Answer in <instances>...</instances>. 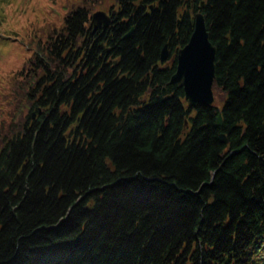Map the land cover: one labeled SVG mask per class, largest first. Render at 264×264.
Returning a JSON list of instances; mask_svg holds the SVG:
<instances>
[{
    "label": "trees",
    "instance_id": "trees-1",
    "mask_svg": "<svg viewBox=\"0 0 264 264\" xmlns=\"http://www.w3.org/2000/svg\"><path fill=\"white\" fill-rule=\"evenodd\" d=\"M76 1L0 122V264H261L264 0ZM95 2L117 10L100 35ZM197 11L220 107L168 83Z\"/></svg>",
    "mask_w": 264,
    "mask_h": 264
},
{
    "label": "rangeland",
    "instance_id": "rangeland-1",
    "mask_svg": "<svg viewBox=\"0 0 264 264\" xmlns=\"http://www.w3.org/2000/svg\"><path fill=\"white\" fill-rule=\"evenodd\" d=\"M75 0H0V122L22 117L19 111L23 98L15 91L20 83L19 71L37 50V41L44 39L52 29H58ZM76 5L82 6L77 0ZM90 15L108 11L109 3L96 2ZM215 105L220 107V92L214 91ZM25 111V110H24ZM16 116V119H14ZM0 123V124H1Z\"/></svg>",
    "mask_w": 264,
    "mask_h": 264
},
{
    "label": "water",
    "instance_id": "water-1",
    "mask_svg": "<svg viewBox=\"0 0 264 264\" xmlns=\"http://www.w3.org/2000/svg\"><path fill=\"white\" fill-rule=\"evenodd\" d=\"M114 14V11L109 14L100 10L94 12L91 16L93 30L106 29ZM193 22V32L187 44L177 53L176 70L169 81L170 84H177L183 88L184 97L190 107L213 103L216 56V48L209 39L203 15L197 12L193 17ZM168 57L169 51L165 45L161 51L160 61L164 62ZM165 94L164 89L163 95ZM221 123V116L219 115L217 124L220 126ZM220 139L222 142H227L223 133L220 134Z\"/></svg>",
    "mask_w": 264,
    "mask_h": 264
}]
</instances>
